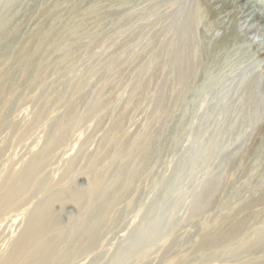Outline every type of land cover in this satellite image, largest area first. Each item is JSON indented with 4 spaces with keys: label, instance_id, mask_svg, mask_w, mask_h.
Masks as SVG:
<instances>
[{
    "label": "rangeland",
    "instance_id": "1",
    "mask_svg": "<svg viewBox=\"0 0 264 264\" xmlns=\"http://www.w3.org/2000/svg\"><path fill=\"white\" fill-rule=\"evenodd\" d=\"M211 4L0 0V264H264V27Z\"/></svg>",
    "mask_w": 264,
    "mask_h": 264
},
{
    "label": "bare ground",
    "instance_id": "2",
    "mask_svg": "<svg viewBox=\"0 0 264 264\" xmlns=\"http://www.w3.org/2000/svg\"><path fill=\"white\" fill-rule=\"evenodd\" d=\"M213 4L210 6L211 14L218 16L220 11H227L230 8L236 9L239 8L240 18L245 19L250 24H260L264 27V2L262 0H210ZM239 28L237 25H232L227 28V32L225 33L224 41L225 44H230L236 41L239 36ZM13 32L7 33L4 31L0 34V47L4 50V52L12 51L16 48L17 44L15 43L17 38L13 37ZM44 215L40 217H36L34 221L31 223L30 229L25 231V242H31V233H34L38 229V225L44 219ZM23 237V238H24Z\"/></svg>",
    "mask_w": 264,
    "mask_h": 264
}]
</instances>
